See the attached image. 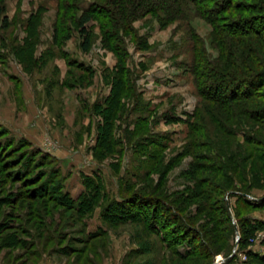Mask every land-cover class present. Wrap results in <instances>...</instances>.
Returning <instances> with one entry per match:
<instances>
[{
    "label": "rangeland",
    "instance_id": "374dc122",
    "mask_svg": "<svg viewBox=\"0 0 264 264\" xmlns=\"http://www.w3.org/2000/svg\"><path fill=\"white\" fill-rule=\"evenodd\" d=\"M79 1L87 9L96 0ZM75 3L0 0V264H186L141 223L111 224L103 216L111 200L143 188L151 194L159 185L171 195L193 185L194 178L186 174L193 161L187 154L189 130L192 114L203 104L191 68L193 49L200 38L208 53L218 56L213 26L189 5L169 22L163 15H147L133 23L137 35L125 37L127 52L121 56L104 43L101 24L93 20L92 45L84 52L75 23L83 11ZM67 26L69 39L62 33ZM121 79L128 80L133 93L117 87ZM118 97L120 107L113 104L111 110ZM258 127L251 121L247 128ZM259 130L264 137V125ZM206 131L217 148L235 153L250 149L240 133L221 130L210 115ZM16 164L19 170L29 168L30 177L41 174L35 183L41 190L48 181L53 192L60 189L77 201L91 192L84 179L93 177L102 196L83 218L50 202L53 211L45 213L44 199L30 198L36 187L16 180ZM228 198L236 223L235 209L246 207L236 197ZM247 198L264 199V186L252 189ZM260 206L242 213L264 221ZM35 210L37 217L44 216L41 231L32 226L37 220L29 214ZM14 228L34 233L31 249L38 250V257L29 260L25 248L11 239L2 244ZM50 229H58L57 236L64 233L66 240L47 241ZM100 230L106 233L87 239L85 232ZM39 233L43 241L36 238ZM257 235L250 249L264 256V231ZM239 236L236 231L230 254L217 255L214 263L231 258L221 264H259L238 250ZM58 247L74 250L63 253Z\"/></svg>",
    "mask_w": 264,
    "mask_h": 264
},
{
    "label": "trees",
    "instance_id": "16d2710c",
    "mask_svg": "<svg viewBox=\"0 0 264 264\" xmlns=\"http://www.w3.org/2000/svg\"><path fill=\"white\" fill-rule=\"evenodd\" d=\"M78 1L75 7L81 9ZM187 5L213 26L214 46L218 52L214 57L208 53L202 39L194 42L191 68L203 102L202 107L192 114L194 120L189 130L191 141L187 154L193 161L186 174L194 178V183L171 195L156 185L157 191L151 194L143 188L141 193L111 200L103 219L111 224L128 220L141 223L159 236L164 246L174 251L176 258L188 262L186 264H212L217 255L228 256L234 235L239 231L238 250L264 264V256L250 249L257 233L264 231V221L251 219L242 213L244 209L252 210L264 205V199L247 198L252 189L264 186V137L259 130L264 125V0H96L87 9H81L83 12L75 19L80 46L84 52L90 50L92 33L89 23L97 20L101 24L104 43L115 52L122 53L121 56L125 55L127 46L124 40L126 36L137 35L133 25L136 20L147 15H163L164 22H169L180 17ZM3 13L0 6V16ZM62 33L66 39L71 37L68 26L62 28ZM57 34L56 29L55 39H58ZM117 87L128 95L133 93L127 79L119 80ZM113 104L118 109L121 99L118 97L117 102H112L111 110L114 109ZM208 115L221 130L235 135L240 133L250 149L235 153L217 148L206 131ZM250 120L260 127L249 131ZM107 137L108 132L104 140L107 141ZM11 169L9 167L8 170ZM28 172L29 168L17 169L16 180H21L24 186L36 187L29 191L30 198L44 199V207L40 209L45 213L53 211L48 206L50 202L73 210L83 218L94 211L95 203L102 196V186L93 177L84 179L91 192L76 201L60 189L53 192L49 189L52 183L48 181L42 184L41 190L35 185L41 174L35 178ZM21 194L17 193V196ZM103 197L107 198L105 194ZM228 197H236L238 204L246 207L235 209L236 223L228 207ZM35 211L29 214L37 220L32 226L41 231L44 216L37 217L40 212ZM56 231L59 232L58 229H50L46 240L65 241L67 236L62 232L57 236ZM11 232L2 244L11 239L17 246L25 248V256L29 260L38 257V250L31 249L35 238L33 232L18 228ZM105 233L106 230L85 232L87 239L92 240ZM41 234L36 238L43 241ZM56 250L69 253L74 249L58 247Z\"/></svg>",
    "mask_w": 264,
    "mask_h": 264
},
{
    "label": "water",
    "instance_id": "95a60500",
    "mask_svg": "<svg viewBox=\"0 0 264 264\" xmlns=\"http://www.w3.org/2000/svg\"><path fill=\"white\" fill-rule=\"evenodd\" d=\"M240 240V236L238 237V240H237V245H238V241ZM225 261H227V259L225 260V259H219V260H217L214 264H221V263H223V262H225Z\"/></svg>",
    "mask_w": 264,
    "mask_h": 264
},
{
    "label": "built area",
    "instance_id": "2783aa9c",
    "mask_svg": "<svg viewBox=\"0 0 264 264\" xmlns=\"http://www.w3.org/2000/svg\"><path fill=\"white\" fill-rule=\"evenodd\" d=\"M258 234V233H257ZM258 239V235H257V237H256V239L254 240V243H255V241Z\"/></svg>",
    "mask_w": 264,
    "mask_h": 264
}]
</instances>
